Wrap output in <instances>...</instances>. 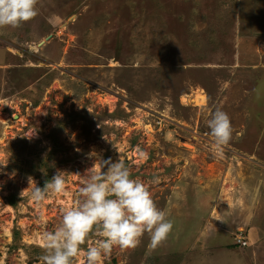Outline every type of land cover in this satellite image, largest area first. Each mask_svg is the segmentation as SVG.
<instances>
[{"label": "rangeland", "instance_id": "374dc122", "mask_svg": "<svg viewBox=\"0 0 264 264\" xmlns=\"http://www.w3.org/2000/svg\"><path fill=\"white\" fill-rule=\"evenodd\" d=\"M38 12L0 28V264H42L45 233L119 157L173 230L103 264H264V0H39ZM217 109L227 145L208 127ZM58 170L65 192L21 196Z\"/></svg>", "mask_w": 264, "mask_h": 264}, {"label": "clouds", "instance_id": "9594fccd", "mask_svg": "<svg viewBox=\"0 0 264 264\" xmlns=\"http://www.w3.org/2000/svg\"><path fill=\"white\" fill-rule=\"evenodd\" d=\"M38 3L39 0H0V28H18L30 22L39 14ZM208 127L216 145H227L231 141L234 129L226 112L217 109ZM262 165L258 162V169ZM94 168L96 164L91 169ZM64 173L58 170L43 187L37 186L29 176V187L21 196L31 189V199L39 203L51 194L65 192ZM80 195L74 207L64 210L60 226L54 232L45 233L42 264H77L82 254L86 264H103V257L115 246L134 249L147 233L149 246L156 248L173 230L172 221L157 207L145 184L132 178L122 157L117 162L101 159L99 168L81 188ZM219 201L218 198V204ZM93 235L102 239L93 243ZM234 239L240 245L235 236ZM85 244L86 250L82 247Z\"/></svg>", "mask_w": 264, "mask_h": 264}, {"label": "bare ground", "instance_id": "6f19581e", "mask_svg": "<svg viewBox=\"0 0 264 264\" xmlns=\"http://www.w3.org/2000/svg\"><path fill=\"white\" fill-rule=\"evenodd\" d=\"M197 98H198V102H199L200 105H205L206 100H207V97L206 96L199 94L197 96ZM184 101H186V99H184ZM6 108H7V105H5V106L2 107V109H6ZM223 207L224 206L222 204H218L216 206V210H215V213H214L213 218H212L213 219L212 220L213 223L219 217V214H220V212H221V210H222Z\"/></svg>", "mask_w": 264, "mask_h": 264}, {"label": "crops", "instance_id": "0c3cea01", "mask_svg": "<svg viewBox=\"0 0 264 264\" xmlns=\"http://www.w3.org/2000/svg\"><path fill=\"white\" fill-rule=\"evenodd\" d=\"M252 233H253V234H252L253 237H257V238H260V239L262 238V232H260V231L257 232V231H256V233H254V232L252 231Z\"/></svg>", "mask_w": 264, "mask_h": 264}, {"label": "trees", "instance_id": "16d2710c", "mask_svg": "<svg viewBox=\"0 0 264 264\" xmlns=\"http://www.w3.org/2000/svg\"><path fill=\"white\" fill-rule=\"evenodd\" d=\"M14 204H16V203L14 201H12V199H11L10 205L14 207ZM17 233L15 232V241H17V236L19 235V233L18 234Z\"/></svg>", "mask_w": 264, "mask_h": 264}, {"label": "built area", "instance_id": "2783aa9c", "mask_svg": "<svg viewBox=\"0 0 264 264\" xmlns=\"http://www.w3.org/2000/svg\"><path fill=\"white\" fill-rule=\"evenodd\" d=\"M245 241H246V240H245ZM246 243H247V241H246V242H242V246H244Z\"/></svg>", "mask_w": 264, "mask_h": 264}]
</instances>
